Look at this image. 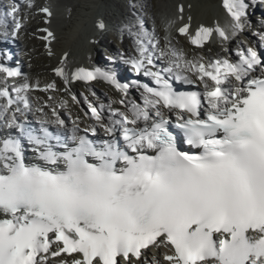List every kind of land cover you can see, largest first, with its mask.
<instances>
[{
    "label": "snow or ice",
    "instance_id": "1",
    "mask_svg": "<svg viewBox=\"0 0 264 264\" xmlns=\"http://www.w3.org/2000/svg\"><path fill=\"white\" fill-rule=\"evenodd\" d=\"M223 6L231 23L193 31L188 17L178 34L197 48L215 36L228 40L243 30L248 5L223 0ZM19 11L13 3L6 14L14 30L21 27ZM40 12L49 23L50 8ZM178 12L183 21V5ZM176 22L169 20V28ZM0 26H8L4 17ZM38 31L51 55L54 33ZM258 35L264 47V33ZM136 36L137 55L125 63L155 85H135L143 105L129 101L121 111L83 100L85 117L98 121L108 139L90 138L97 127L90 124L82 133L76 120L71 143L54 135L49 125L67 131L55 108L54 119L41 117L39 130L31 129L16 113L24 116L23 109L31 108L27 93L33 85L25 76L13 86L15 101L0 85V118L19 131L0 139V264H264V53L249 46L237 50L236 60L189 58L170 36L161 46L155 30L142 23ZM67 59L54 69L65 86L103 80L127 95L130 85L115 73L69 72ZM157 60L164 66L158 68ZM0 73L21 76L2 66ZM173 81L198 82L202 91H180ZM42 90L58 89L51 83ZM25 139L42 164L26 163Z\"/></svg>",
    "mask_w": 264,
    "mask_h": 264
},
{
    "label": "rangeland",
    "instance_id": "2",
    "mask_svg": "<svg viewBox=\"0 0 264 264\" xmlns=\"http://www.w3.org/2000/svg\"><path fill=\"white\" fill-rule=\"evenodd\" d=\"M46 1L48 0H34L33 10L28 11L30 13L29 15L35 14V13L39 14V8L43 4H45ZM50 1H51V4L57 7L70 5L71 7L69 8H72L76 5V3L84 4L85 0H50ZM62 1L63 3H61ZM96 1H98L101 10L107 9L106 11L109 12V18L111 17L110 18L111 22L113 21L117 22L119 27H121V29L119 28L121 33H119L117 37L108 36V34L106 35L105 32L107 28L105 29V31L101 32V35L103 36V39L105 40L107 44L106 51H104V54L109 60L111 59L114 60V57L115 59L119 58L122 51L124 50L122 45L124 46L126 42H127V46H130L131 41L129 39L128 41L127 39H125L126 41H122L121 36H124L125 38H128V36L130 37V34L133 33V31H130V30L138 29L137 25H139L140 23H145L147 28L148 27L150 28L149 30L153 29L152 25H154L155 27H157V29L160 30L161 33L160 34L158 33L157 37L159 38L161 42V46H163L165 42V37L170 36L172 45L175 46L177 49L183 50L189 58H191L192 56H198V57L202 56L205 58L208 55H211V56L214 55V57L217 58L218 56H222L227 52L225 51L227 50L225 49L226 45L223 43L213 42L211 45L207 46L203 50H199V49L190 48L188 45V42L186 41L188 40L186 39V37H183V38L175 37V31H176L175 26L173 25L171 28H169L168 26L169 20H177L176 15L174 14L175 12L177 13V3L175 2V0H153V1H150V0H96ZM202 1H205V0H184L183 2L185 3V6L189 8V9L187 8L188 13L191 12L190 14H195V12L193 11L195 10V6L196 7L197 5L199 6ZM156 7H159V8H156ZM256 9L259 10L260 12V8L258 9L257 7ZM121 13H124V14H121ZM199 14L200 13H198V15ZM62 15L60 17L61 19L64 18V16L62 17ZM37 16H38L37 18L35 16V18L33 17V19H29L28 26L25 28V31L21 33L22 35L21 42L23 46L25 47L24 53L28 55L24 59L25 69L28 72L27 79L31 85L36 86L38 84L39 86L43 88H45L46 85L48 84L55 83L56 88L58 90L57 91L45 90L43 93L33 94L35 98L37 100L38 99L42 100L41 104H44V103L50 104L48 106V111L50 110V112H52L53 108H55L56 112H58V114L63 115L65 119H67V116H70L71 119L79 117V119L81 120V115H83V111H87V104L83 103V100L85 97H87L89 102L93 103L97 108H98V102H99V105L101 104L108 105L109 103H111L113 108L123 109V107H125V103L123 104L124 106L121 103H119V101H121L122 98L118 97L113 87L105 86L99 81L89 84L88 88L85 87V85L81 83H76L77 85L72 87L73 92H71V90L69 92L68 90L64 88L62 84L63 82L61 80L55 79L53 77L54 75L52 76L51 70L48 69L49 70L48 71L44 69V67H46L50 63V61H52L53 58L49 55L47 51L44 50L45 48L43 47L44 44L42 42L43 44L42 45L41 44L42 40L39 39V37L42 36L41 34L43 32L38 31V29H41L40 27L43 26V21L39 17L40 15H37ZM65 19H66V15H65ZM60 21L61 20L57 18L56 21L55 20L54 22L52 21L51 24H53L54 28H56V26L58 27L63 26L64 24L62 25V21L60 24ZM36 22L38 24H36ZM247 24L252 25V23H247ZM251 28L252 26L247 27V30H250ZM239 35H240L239 38L233 35L231 36L232 37L231 39L233 41L232 43L233 46H231V51L239 48L240 45L243 46L244 42L249 41V40H256V38L259 37V35H257L254 31L251 33L245 32L244 34H239ZM36 40L38 41L35 42ZM30 41L34 44H30ZM94 53L102 61L103 53H100V52L98 53V51L96 53L95 47H94ZM102 63L106 64L104 63V59ZM73 96L76 97L75 101L73 100ZM96 100L97 102H95ZM61 101H63V104H64L63 107L60 106ZM77 101H79V103H77ZM52 102H54L55 104H53ZM105 110L106 112H108L107 109ZM79 119H73V120H76L77 123H79L80 125L82 124V126L86 128L85 124L87 125L88 123L84 124L85 121L83 122V120H81L82 122H79ZM94 120L95 119H91V122ZM149 257L151 258L152 256L150 255Z\"/></svg>",
    "mask_w": 264,
    "mask_h": 264
},
{
    "label": "bare ground",
    "instance_id": "3",
    "mask_svg": "<svg viewBox=\"0 0 264 264\" xmlns=\"http://www.w3.org/2000/svg\"><path fill=\"white\" fill-rule=\"evenodd\" d=\"M150 1H153V0H150ZM183 1L184 0H175V2L177 3V13L176 12L174 13L176 15V18L180 15V14H178L179 6H181V5L184 6L183 21H180L177 19L176 24H174L176 31H177V28L180 26L181 23L187 22L188 17H191V29L193 31H195V29L201 25L214 28L217 25L224 26V25L232 22L228 18V15L220 7L221 2L223 0H205V1H202L199 6L198 5H197V7L195 6V10H193L195 12V14H190L191 12L188 13L189 8L187 6H185V3ZM61 3H63V1ZM148 3H149V1H148ZM188 6H189V4H188ZM69 7H71V6L70 5L65 6L61 10V13L64 12V14H67V13L69 14L67 19H65V16H64V18L60 19L62 21V25L64 24L63 26H59V27L56 26V28H54L53 24L50 23L51 20L49 23L46 24V26L48 28H50L51 31L54 33L55 38L52 41L51 45L49 46L51 48V52H52L51 55L53 56V59H52V61H50V63L46 67H44L45 70L49 69V70L53 71L54 69L59 67L60 62H61L63 56H65V55H67V58H68L67 59V70L69 72L74 71L76 68H88L89 66L95 65V64L100 65L98 58H97V55H95V53L92 52V49H93L94 43L102 39L101 32L103 31V29H101V27H99V25L102 22L107 23V22L111 21L110 20L111 17L109 18V12L106 11L107 9L101 10L100 5H99L98 1H96V0H85L84 4L76 3V5L74 7H72V8H69ZM156 8H159V7H156ZM198 13H200V14L198 15ZM59 14H60V12H56V11H55V13L53 12V16H57L58 19L60 18V17H58ZM121 14H124V13H121ZM34 18H35V16H34ZM151 20H152V18H151ZM61 21H60V24H61ZM37 22H36V24H38ZM53 22H54V20H53ZM154 22H155V20H154ZM249 22H253V21H249ZM40 26H42V25H40ZM114 26L119 27L117 25V23H115V22H114ZM38 27H39V25H38ZM246 27H251V26L247 25ZM136 30L134 29V30H130V31H133L135 33ZM154 30H155V33H160V30L157 29V27H154ZM238 33H239V31H237L235 33L236 36ZM41 35H44V33ZM132 37L130 36V38H132ZM217 37H219V36H215L213 39H211V41L215 40ZM186 39H188V38L186 37ZM38 40H36L35 42H37ZM42 42L43 41H41V44H42ZM224 42L227 45V47L229 48L231 45V39L229 38L228 40H224ZM22 49H24L23 46L21 47V50ZM208 60H209V58H208ZM18 64H19V62H18ZM105 68H107V67H105ZM113 71L117 72L120 75L125 74V70L121 67H118V68L113 67ZM127 71L128 70L126 69V72ZM54 77L59 78L55 75H54ZM63 85L69 92H70V90H71V92H73L72 87L77 85V84H76V81H74V82L69 83L67 86H65V84H63ZM118 94L120 96H122V100L124 101L125 104H127V102L129 101L128 98H125L123 96V93H121L120 91ZM34 104L39 105L42 108V106L39 103L34 102ZM53 104H55V103L53 102ZM42 110H43L42 117L54 119V117L51 118L49 116L50 113L47 112L46 109L42 108ZM122 111H124V110H122ZM84 112L85 111H83V114H84ZM29 115L31 117L33 116L32 113H30ZM103 115L105 117H107L109 114L105 115V111H104ZM61 119H63L65 121L66 126H72L73 122L65 119L63 117V115H61ZM73 119H76V118H73ZM77 124L79 125V123H77ZM84 124H85V122H84ZM87 125H89V123ZM85 126H86V124H85ZM159 251L162 254L164 250L160 249ZM156 252H157V250H156ZM159 258H162V255Z\"/></svg>",
    "mask_w": 264,
    "mask_h": 264
}]
</instances>
